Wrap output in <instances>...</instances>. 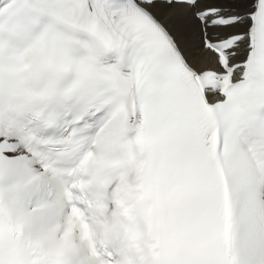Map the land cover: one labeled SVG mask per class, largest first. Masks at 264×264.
Masks as SVG:
<instances>
[{"label":"snow or ice","instance_id":"6c2138e0","mask_svg":"<svg viewBox=\"0 0 264 264\" xmlns=\"http://www.w3.org/2000/svg\"><path fill=\"white\" fill-rule=\"evenodd\" d=\"M0 264H264V0H0Z\"/></svg>","mask_w":264,"mask_h":264}]
</instances>
